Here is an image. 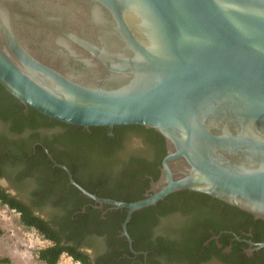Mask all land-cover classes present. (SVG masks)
<instances>
[{
    "label": "water",
    "instance_id": "1",
    "mask_svg": "<svg viewBox=\"0 0 264 264\" xmlns=\"http://www.w3.org/2000/svg\"><path fill=\"white\" fill-rule=\"evenodd\" d=\"M0 85L79 127L165 142L134 212L205 194L264 221V0H0ZM61 168L66 169L64 166Z\"/></svg>",
    "mask_w": 264,
    "mask_h": 264
},
{
    "label": "flooded vegetation",
    "instance_id": "2",
    "mask_svg": "<svg viewBox=\"0 0 264 264\" xmlns=\"http://www.w3.org/2000/svg\"><path fill=\"white\" fill-rule=\"evenodd\" d=\"M17 103L0 93V187L91 264H264L263 220L190 191L134 212L129 242L127 210L85 196L69 176L100 200H141L165 155L158 134L65 124Z\"/></svg>",
    "mask_w": 264,
    "mask_h": 264
},
{
    "label": "rangeland",
    "instance_id": "3",
    "mask_svg": "<svg viewBox=\"0 0 264 264\" xmlns=\"http://www.w3.org/2000/svg\"><path fill=\"white\" fill-rule=\"evenodd\" d=\"M50 245L34 229L23 226L17 212L0 204V264H42L38 252ZM58 264L80 263L63 254Z\"/></svg>",
    "mask_w": 264,
    "mask_h": 264
},
{
    "label": "trees",
    "instance_id": "4",
    "mask_svg": "<svg viewBox=\"0 0 264 264\" xmlns=\"http://www.w3.org/2000/svg\"><path fill=\"white\" fill-rule=\"evenodd\" d=\"M0 93L7 99H10V101L15 102L18 104L17 100L13 98L11 95L7 96L6 92L0 85ZM42 118H45L44 116L40 115ZM142 129V128H141ZM156 132L153 130H150V135H154ZM156 137L159 138V140H162V148L158 151L160 154L159 157L165 154L164 150V140L161 138V136L158 134ZM52 165L50 164L49 167ZM0 204L8 207L10 210H14L20 215V222L23 226L27 228L34 229L44 240H47L51 243L50 246L47 248L41 249L38 252V259L42 264H58L60 257L63 254H67L69 257H71L74 261L80 263V264H91L89 261V258L84 253L77 250L74 246H65L61 242L60 235L57 231H55L50 224L36 216L33 211L27 207L26 205L22 204L15 198L11 197L9 194L5 192L3 188L0 187ZM1 262H5L1 260Z\"/></svg>",
    "mask_w": 264,
    "mask_h": 264
}]
</instances>
